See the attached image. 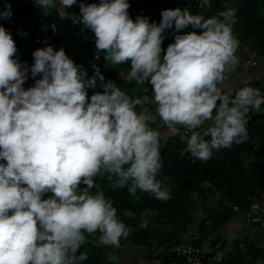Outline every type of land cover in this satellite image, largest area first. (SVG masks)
<instances>
[{"label":"clouds","instance_id":"obj_1","mask_svg":"<svg viewBox=\"0 0 264 264\" xmlns=\"http://www.w3.org/2000/svg\"><path fill=\"white\" fill-rule=\"evenodd\" d=\"M33 3L60 17L78 3L74 17L79 15L83 32L76 24L78 36L62 35L49 14L58 35L72 44L81 40L84 49L90 29L108 65L129 62L125 78L151 85L159 118L173 131L181 126L190 133L181 138L192 157L207 161L213 149L247 139L246 115L264 104V93L245 85L233 96L221 87L225 67L236 62L235 8L207 18L187 8L164 9L157 23L148 16L132 19L129 0ZM210 6L201 0L200 7ZM10 15L6 5L0 16ZM169 29L172 42L162 49ZM16 53L11 32L0 25V264H79L87 258L76 255L85 232L98 231L103 244L118 246L132 231L94 177L126 187L134 197L138 190L160 200L171 196L157 179L159 132L147 123L153 117L136 111L149 97H130L98 69L89 77L63 47H38L30 65ZM148 223L142 216L137 227Z\"/></svg>","mask_w":264,"mask_h":264},{"label":"trees","instance_id":"obj_2","mask_svg":"<svg viewBox=\"0 0 264 264\" xmlns=\"http://www.w3.org/2000/svg\"><path fill=\"white\" fill-rule=\"evenodd\" d=\"M200 3L201 0H129L130 7L127 11L132 19L137 15L148 16L150 22L154 20L159 23L164 9L187 8L193 14H201L207 18L227 7H232L237 10V21L232 28L238 42L234 55L240 45L247 46L258 55L264 53V0H210V7H200ZM70 9L71 7L68 8L67 14L68 24H71L69 21L71 12L79 11ZM10 11L11 16H7L8 23H18L25 33H30L32 29L29 22L32 20L31 14L36 15L35 9L28 6L22 10L17 7L16 10ZM55 22L58 25L57 19ZM88 35L90 41L84 46V56L73 61L82 65L89 77L98 69L106 80H114L130 97L148 96L151 85L147 81L137 84L136 81L125 78L130 69L129 62L108 65L103 54L97 53L89 29ZM172 39L169 29L162 42V49L166 48ZM16 47L18 59L30 65L33 62L32 52L38 47L23 41ZM92 54L97 55L98 59L94 61ZM33 82L31 77L29 86ZM249 85L264 93V80L252 81ZM93 91L88 89V94L91 95ZM95 91L102 89L97 87ZM147 105V102L137 105L136 111H143ZM263 108L264 104L259 109H250L247 113L246 140L238 144L233 143L230 147L213 149V155L207 161L196 159L186 151V139L181 138L187 136L184 133L160 144L162 164L157 179L162 185L168 186L171 193L168 200L157 199L139 190L134 197L128 193L126 187L112 188L107 179L94 177L105 197L112 200L117 218L132 229L128 236L120 238L118 246L145 248L149 252L147 259L159 258L162 261L160 264H186L181 257L167 253L166 250L180 244L178 237L192 226L198 208L201 209L203 218L196 224V230L203 239H206L217 233L231 219L232 206L244 210L251 201L258 202L264 190V114L260 113ZM147 123L152 127L149 122ZM204 138L210 139L209 136ZM89 191L95 193L97 189L93 187ZM47 195L45 194V198ZM142 216L146 217L149 223L145 228H138ZM97 234L100 233L97 231ZM96 242V237L85 232V240L76 255L84 252L87 253V258L79 264H117L114 261L115 255L111 254L112 245L105 246ZM162 251L164 253L161 256ZM214 257H219L220 262L212 261L205 264H254L264 257V250L244 239L223 241L216 252L211 253V258Z\"/></svg>","mask_w":264,"mask_h":264},{"label":"crops","instance_id":"obj_3","mask_svg":"<svg viewBox=\"0 0 264 264\" xmlns=\"http://www.w3.org/2000/svg\"><path fill=\"white\" fill-rule=\"evenodd\" d=\"M6 5H10V9L16 10L23 9L24 7L32 6L35 9L36 15L31 14L32 20L29 22V26H32V30H37L39 33L44 31L46 25V19L40 14L41 8L34 5L33 0H0V12L5 9ZM74 6V5H73ZM71 6V7H73ZM15 8V9H14ZM50 17L54 20H58L59 31L64 34H69V24H68V9H66V15L60 17L57 15L55 9L48 10ZM11 16V15H10ZM8 17L0 16V25H3L5 28L9 26ZM236 62L233 65H228L224 70V80L221 84V87L225 93H230L231 95L235 94V90L242 86L245 81H256L264 80V61L257 60L255 66L244 67L245 61L251 59L249 48L245 45H240L236 52ZM148 90V89H147ZM149 100L147 101L146 109L143 111L145 114L153 117L150 121H154L155 124L151 125L159 132V144H163L167 139L179 136L181 133L185 132V129L181 126H177V130L173 131L169 129L164 122L159 118V115L156 113V104L152 101V91L148 93ZM264 109V108H263ZM207 123V122H206ZM153 128V129H154ZM195 131L203 134L204 128L195 129ZM206 136V135H205ZM261 212L264 217V190L262 193L261 199L258 201ZM203 218L201 214V209L198 208L196 213L195 221L192 226L187 230L186 233L178 237V242L181 245L186 244L189 241L190 234L196 229V224L200 222ZM244 239L247 242H252L256 247L262 248L264 250V229H261L257 226L246 225L241 220H229L224 226L212 236L204 239L203 246L206 250H210L211 253L216 252L219 244L223 241L230 242L232 240H241ZM129 252L126 256H123V259L126 258L125 264H160L161 259H147L149 252L145 248H136L129 246ZM144 251V252H141ZM163 251L160 253L162 256ZM154 257L156 254L153 255ZM263 259V258H262ZM261 259V260H262ZM260 260V259H258ZM257 260V261H258ZM264 260V259H263ZM255 261L254 264H259L260 262ZM122 260L120 261V263ZM264 264V261H262Z\"/></svg>","mask_w":264,"mask_h":264},{"label":"built area","instance_id":"obj_4","mask_svg":"<svg viewBox=\"0 0 264 264\" xmlns=\"http://www.w3.org/2000/svg\"><path fill=\"white\" fill-rule=\"evenodd\" d=\"M79 2V0H78ZM87 3L98 2V0H86ZM42 11V9H41ZM42 15L48 18L46 33H25L22 27L18 23H10L6 29H8L12 37L17 44L21 41L33 45L34 47L43 48L46 45H52L55 49H59L61 47L64 48L66 54L72 58L73 60L81 59L85 51L82 47V41L78 40L75 44L68 39H64L58 35V29L56 27L55 22L49 17V14H45L42 11ZM78 24V30L82 33L84 30V26L80 23L79 15L76 18ZM251 59L246 60L244 67L255 66L257 60L264 61V53L259 54L249 49ZM93 60H97L98 56L93 55ZM250 86L249 81H245L241 87L243 86ZM185 135H190L188 132H184ZM241 220L244 224L257 226L261 229H264V217L261 212L260 205L257 201L253 200L250 202L249 206L244 209L240 210L237 206H232V216L231 220ZM204 239L195 229L191 234L189 241L184 244H178L172 248L166 250V252L175 255L176 257H181L186 264H192V262L198 260L199 264H205L206 262H220V258L214 257L211 258L210 250H206L203 246Z\"/></svg>","mask_w":264,"mask_h":264},{"label":"rangeland","instance_id":"obj_5","mask_svg":"<svg viewBox=\"0 0 264 264\" xmlns=\"http://www.w3.org/2000/svg\"><path fill=\"white\" fill-rule=\"evenodd\" d=\"M77 8L78 9V3L76 4V5H74L73 6V8ZM73 8H71L70 10H72ZM79 13V11L77 12V14ZM69 21L71 22V24H72V27L71 26H69V31L71 32V34H67L66 36H70V35H72V36H75L76 35V31L74 30V28H75V26H76V24H77V21H76V19H75V17H74V12H71V14L69 15ZM69 22V23H70ZM90 30V29H89ZM76 36H78V35H76ZM65 39L66 40H68V38L67 37H65ZM84 39H86V40H88L89 39V35H86V36H84ZM145 91H147V89H145ZM260 113L261 114H264V109H262V110H260ZM155 124V122L154 121H151V125H154ZM152 128H154L153 126H152ZM155 129V128H154ZM247 225V224H246ZM93 235L94 237H96V239H97V244H103L101 241H100V235L101 234H97V232H93V233H90V235ZM104 245V244H103ZM106 246V245H105ZM111 248L113 249L112 250V253L111 254H113V255H115L114 256V261L117 263V264H125V263H123L124 261L126 262V258L125 259H123V256H126V254L129 252L128 250L130 249L129 248V245H126V246H111ZM116 252V253H115ZM141 252H144V251H141ZM263 259H264V257H263ZM258 260L257 262H260L259 264H262L263 262L262 261H264V260ZM122 260V262L120 263V261ZM162 262V261H161Z\"/></svg>","mask_w":264,"mask_h":264}]
</instances>
